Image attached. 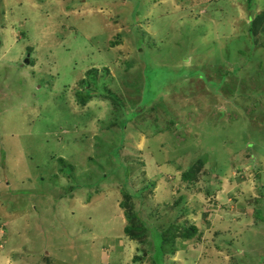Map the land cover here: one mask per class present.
<instances>
[{
  "label": "rangeland",
  "instance_id": "1",
  "mask_svg": "<svg viewBox=\"0 0 264 264\" xmlns=\"http://www.w3.org/2000/svg\"><path fill=\"white\" fill-rule=\"evenodd\" d=\"M234 1L0 0L7 262L154 264L177 212L203 233L165 264H264V33ZM199 158L204 177L183 182ZM122 186L147 244L123 233Z\"/></svg>",
  "mask_w": 264,
  "mask_h": 264
},
{
  "label": "trees",
  "instance_id": "2",
  "mask_svg": "<svg viewBox=\"0 0 264 264\" xmlns=\"http://www.w3.org/2000/svg\"><path fill=\"white\" fill-rule=\"evenodd\" d=\"M249 1L250 0H248V2ZM257 18H259V21H260L259 23H262V21L264 20V13L258 15ZM261 19H263V20H261ZM133 25H136V23H133ZM254 29L255 28H253V22H252V26L251 25L249 26L248 31H249V34L256 36L253 32ZM259 32H260V34L264 33V22L261 24V29ZM151 42H152L153 46L157 45V47L160 48V46H159L160 37L159 36L157 39L155 38V40H153V38H152ZM161 47H164V46H161ZM83 82H84V84H87L86 80H84ZM85 91H87L86 98L82 97V96H78V98H81V100H82V101H78V102H82V104L85 103L89 94L91 95V93H90L91 90L88 89ZM129 121H131V120L130 119L127 120L124 123V125L127 124ZM58 162L60 164L59 169L62 173L66 174L68 176H76L75 174H73V172L75 170L73 165L69 164L67 161H65L61 157L58 158ZM205 165H206V160L204 158L197 159L194 162V164H192L189 168H187L186 170H184L180 173L181 180L187 184H190V182H194L196 180L203 178L205 173L202 174L201 171L204 167L207 168ZM67 168L69 170H65ZM83 183H84V181L81 180L80 182L74 183V185H72V187H75V189L72 190L71 193L69 194L70 198L74 197V191L77 188H79V187L82 188L85 186ZM81 184H83V185H81ZM174 204L176 205V202ZM119 207L121 208L122 214L124 217L123 233H124L125 237L129 238L131 241L137 242L139 244L140 243L147 244L149 242L150 231H149L148 227L146 226L144 220L140 217V214H139L140 210L138 209V206L135 203L134 195L132 194L131 190H129L126 186H122V188H121V200L119 203ZM172 208H174V207L172 206ZM162 224L163 223L161 222V224L158 225V229H159L158 232H160V234H161L159 242L150 251L148 250L153 255V257H152L153 261L152 262L154 264H165L166 263V257L169 255L175 254L176 250L173 248L172 243L176 240L177 237L185 242V241L191 240L198 233V228L196 227V225L195 224L194 225L193 224L187 225V223H185V222L183 223L182 221H180L179 220V214L177 212L175 214V220L174 219L169 220V221L167 220V224H166L167 226L166 227L165 226L162 227L161 226ZM178 230H180V233L177 232ZM5 232H6V230H5ZM198 234H199V236H201L200 232ZM155 247H156V249H155ZM192 250H195V249L193 248ZM148 251L146 250V252H148ZM107 255H108V253L106 252V256ZM141 256L136 255L134 257V260L135 261L142 260ZM47 259H48L47 261L50 263V261H49L50 258H47ZM105 259H106V257H105ZM106 263L110 264V262H108V261Z\"/></svg>",
  "mask_w": 264,
  "mask_h": 264
},
{
  "label": "crops",
  "instance_id": "3",
  "mask_svg": "<svg viewBox=\"0 0 264 264\" xmlns=\"http://www.w3.org/2000/svg\"><path fill=\"white\" fill-rule=\"evenodd\" d=\"M214 1H219V0H214ZM233 2V4L235 3L234 0H231ZM264 2V0H261ZM255 9H252L251 7V0L248 2V0H246V27L249 28V26H252V22H253V28L255 26L254 22L255 19L258 17V15L264 13V5L263 6H256L254 7ZM241 18V17H240ZM244 20V19H243ZM243 20H239L238 22H243ZM263 20V19H261ZM260 22V21H259ZM264 22V20L262 21V23ZM259 23V26L262 24ZM261 29V28H260ZM260 31V30H259ZM254 32V31H253ZM260 35V32H259ZM257 36V35H256ZM255 188V186H253ZM252 186H250V190H252ZM254 190V189H253ZM202 235L203 232H200ZM121 245V243H119ZM9 252L12 251L11 249L8 250ZM12 260H9L8 262L5 260L3 254L0 251V264H11ZM176 262V261H175ZM171 263V262H170Z\"/></svg>",
  "mask_w": 264,
  "mask_h": 264
},
{
  "label": "built area",
  "instance_id": "4",
  "mask_svg": "<svg viewBox=\"0 0 264 264\" xmlns=\"http://www.w3.org/2000/svg\"><path fill=\"white\" fill-rule=\"evenodd\" d=\"M4 230L2 227H0V249L3 247V237H4Z\"/></svg>",
  "mask_w": 264,
  "mask_h": 264
},
{
  "label": "water",
  "instance_id": "5",
  "mask_svg": "<svg viewBox=\"0 0 264 264\" xmlns=\"http://www.w3.org/2000/svg\"><path fill=\"white\" fill-rule=\"evenodd\" d=\"M28 62V58L27 59H25V63H27Z\"/></svg>",
  "mask_w": 264,
  "mask_h": 264
}]
</instances>
